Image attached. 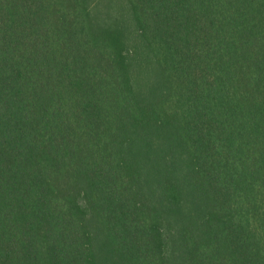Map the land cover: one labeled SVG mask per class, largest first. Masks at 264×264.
Wrapping results in <instances>:
<instances>
[{
	"label": "trees",
	"instance_id": "obj_1",
	"mask_svg": "<svg viewBox=\"0 0 264 264\" xmlns=\"http://www.w3.org/2000/svg\"><path fill=\"white\" fill-rule=\"evenodd\" d=\"M0 264H264V0H0Z\"/></svg>",
	"mask_w": 264,
	"mask_h": 264
}]
</instances>
